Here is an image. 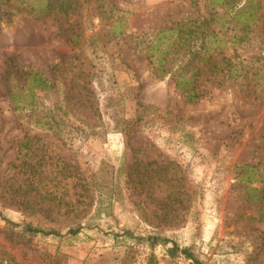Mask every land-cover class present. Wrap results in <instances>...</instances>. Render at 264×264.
Wrapping results in <instances>:
<instances>
[{"label":"rangeland","instance_id":"rangeland-1","mask_svg":"<svg viewBox=\"0 0 264 264\" xmlns=\"http://www.w3.org/2000/svg\"><path fill=\"white\" fill-rule=\"evenodd\" d=\"M41 1L0 21V215L57 236L0 220V264H264V0L247 26L212 0H55L66 14L38 18ZM219 16L241 75H200L187 103L132 43ZM5 59L47 81L35 113L13 110Z\"/></svg>","mask_w":264,"mask_h":264},{"label":"trees","instance_id":"trees-1","mask_svg":"<svg viewBox=\"0 0 264 264\" xmlns=\"http://www.w3.org/2000/svg\"><path fill=\"white\" fill-rule=\"evenodd\" d=\"M24 2L26 0H0V21L9 22L10 14L22 11ZM55 2V0H42L33 15L41 18L50 14H66L67 6L54 9ZM210 3L212 7L220 8L221 14H227V19H233L237 24L253 25L256 20L258 0H212ZM221 16L217 18L220 21L216 23L218 26L216 30L209 26L211 18L187 20L178 23L173 28L160 29L147 39L135 37L136 41L132 43L133 49L143 56L157 78L167 77L173 82L179 94L184 96L185 102L191 103L199 97L195 82L200 75L209 74L214 78L229 80L241 75L236 72L239 65L230 66L228 69L222 65V62L226 60L223 58L224 42L219 39L223 35L221 28L225 23V19ZM240 18H244V21H239ZM121 19V17H115L111 21L113 24L109 32L113 37L122 34L124 22L120 21ZM75 43L76 41H72V44ZM4 65L6 72L11 75L10 78L18 82V85L8 90V100L13 110L35 113L36 93L49 90L47 81L37 72L17 69L9 59H5ZM234 169L244 171L248 169V166L243 165ZM0 220L6 227L17 229L28 235L57 236L54 231H43L29 225H19L1 215ZM76 231L77 229H68L67 233L71 236L76 234ZM179 253L185 258L190 257L185 250H180Z\"/></svg>","mask_w":264,"mask_h":264},{"label":"built area","instance_id":"built-area-1","mask_svg":"<svg viewBox=\"0 0 264 264\" xmlns=\"http://www.w3.org/2000/svg\"><path fill=\"white\" fill-rule=\"evenodd\" d=\"M174 264H191V262L187 258H177Z\"/></svg>","mask_w":264,"mask_h":264}]
</instances>
